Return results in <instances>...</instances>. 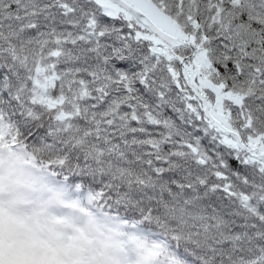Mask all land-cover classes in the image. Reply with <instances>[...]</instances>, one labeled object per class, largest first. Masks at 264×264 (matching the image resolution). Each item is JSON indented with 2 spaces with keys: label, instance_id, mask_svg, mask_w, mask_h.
Segmentation results:
<instances>
[{
  "label": "snow or ice",
  "instance_id": "1",
  "mask_svg": "<svg viewBox=\"0 0 264 264\" xmlns=\"http://www.w3.org/2000/svg\"><path fill=\"white\" fill-rule=\"evenodd\" d=\"M0 264H264V0H0Z\"/></svg>",
  "mask_w": 264,
  "mask_h": 264
}]
</instances>
